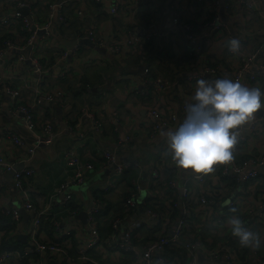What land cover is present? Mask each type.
I'll return each mask as SVG.
<instances>
[{"label":"built area","instance_id":"1","mask_svg":"<svg viewBox=\"0 0 264 264\" xmlns=\"http://www.w3.org/2000/svg\"><path fill=\"white\" fill-rule=\"evenodd\" d=\"M187 1L189 0H173L169 5L171 24L184 31L186 41L181 48L184 60L177 67V75L185 69L189 70L188 76L183 79L187 84L208 76L207 79L213 81L224 78L238 80L244 86L259 87L264 91V84L260 80L264 74V49L256 47L251 50L248 43L252 35L247 27L248 14L258 11L264 15V1L211 0L212 15L206 20L204 18L198 28L189 15L183 12ZM195 1L203 3L205 0ZM88 2L98 5L101 12L111 17L125 15V35L119 38L113 29L107 36L98 33L93 22L91 23V17L86 15ZM163 2L164 0H57L45 3L46 17L42 18L34 0H12L11 9L0 15V34H10L2 40L0 55L9 51H23L31 46V53L27 56L30 61L23 71L32 73L29 68L33 67L36 81L40 84L34 92L32 104L26 103L19 89L2 84L10 97L6 106L7 114L22 120L26 130L33 136V143L28 144L23 137L11 130L0 131V150L7 144L11 146L10 152L0 151V174L12 171V185L17 191V201H12L0 189V264H47L50 259L55 264H105L104 256L109 257L111 264H264V255H256V248L250 249L245 256L238 253L233 244L236 237L232 235L228 225V220L233 215H238L244 222L245 214H254L263 206L264 177L258 168L264 167V155L233 156L231 163L214 166L213 171L207 174H194L179 169L171 157L166 164H159L157 161L156 165L148 167L145 183L136 179L129 181L128 194L125 198L122 197L118 208L108 207L107 202L99 198L97 191H120L122 175L140 165L138 161L120 160L112 147H104L99 153L98 171L109 170V173L98 189L93 188L89 192L86 206L76 200L72 188L82 185L85 182V172L92 171L95 167L93 163L83 160L77 147L72 146L63 152L62 157L68 171L51 193L46 206L37 205L33 199V169L18 166L33 156L38 146L50 144L57 135L53 126V122L58 120L57 116L53 115L52 120L38 123L32 107L43 104L44 101H56L59 105L66 103L63 79L73 73L79 62H71L69 58L77 54L81 47H86L79 44L70 52L51 35L50 28L61 35L59 30L66 27V35L61 36L67 38L87 37L96 45L105 47L107 52L115 54L119 61L137 50L142 51L144 45L161 32L153 19L148 28L136 26L133 19L138 14V8L142 12H155ZM232 6L235 7L234 12L239 20L232 21L238 33H232L230 39L239 40L240 47L238 51L232 52L226 46L225 55L219 54L211 61L207 58V49L217 37L223 42V33L227 29L220 19L218 9L223 7V10L230 11ZM23 7H27V15L18 11ZM75 18L79 19V25L74 28L71 22ZM72 31L73 35L67 36ZM218 50L217 47L213 53ZM49 55L53 57L54 64L49 63ZM55 68L57 72H54ZM53 79L57 80L55 86L42 89L44 86L48 87ZM177 79L153 75L149 64L142 66V83L135 89V93L157 99L156 104L148 109L149 115L155 119L148 130L150 140H156V133L161 127H178L186 116L187 105L190 103L188 101L180 105L179 112L165 113L164 104L174 100L175 84L182 91V79ZM89 116L94 130L100 131V122ZM65 120L69 132L78 130L76 125ZM238 131V143L234 148L247 145L257 133L264 131V111ZM130 138V135H125L119 143L127 144ZM164 145L166 147H161L167 150L166 141ZM182 173L187 176L180 184L177 180ZM208 177L213 179L212 184H208ZM228 183H235L237 186L240 184V192L223 195L222 190L227 188ZM142 190L148 193L150 201L159 204L145 207L139 213L136 207L145 202L138 197ZM246 200L249 204L243 210L241 206ZM14 203L16 205H12ZM159 205H162V211L158 210ZM20 209L28 215L24 230L19 228L22 219ZM175 209H179V214L172 217ZM81 211L85 212L84 222L76 217ZM261 215L260 212L257 223L263 226L260 232L264 237V219ZM105 219L110 220L112 232L102 237L100 221ZM47 220L53 224L51 235L44 230L43 224ZM144 230L147 234L141 236ZM19 235H24L23 240L18 239ZM12 240H19L20 244H4ZM71 249L75 250L76 255L70 253ZM169 249L175 250L172 256ZM200 256L202 261H199Z\"/></svg>","mask_w":264,"mask_h":264},{"label":"crops","instance_id":"2","mask_svg":"<svg viewBox=\"0 0 264 264\" xmlns=\"http://www.w3.org/2000/svg\"><path fill=\"white\" fill-rule=\"evenodd\" d=\"M11 1L0 0V15L11 9ZM50 1L57 0H34L38 14L42 18L46 17L44 5ZM200 6H202V9H200ZM158 7V10L155 12H147L148 10L142 12L138 8V14L133 19L136 26L148 28L151 25L149 14H153L155 26L161 30L151 41L144 45L142 51L137 50V52L125 58L123 62L120 61L115 64L112 55H102L88 46L81 47L77 54L69 58L71 62L74 60H76V63L79 62L73 73L68 76V80L63 83V86L65 85L66 87V103L59 105L56 101L48 103L44 101L43 104L32 107L34 117L38 123L52 120L53 115L58 118V120L53 122L57 135L52 142L48 145L43 144L38 146L33 156L24 161V164L18 165L33 169L31 186L34 188L33 199L37 205L46 206L51 193L66 175L68 168L62 154L72 146L77 147V151L84 161L93 163L96 168L92 171H86L85 182L72 188L76 200L83 202L85 206L88 204L87 198L89 192L93 188L98 189L105 182L106 176L109 173V170L98 171L100 164L99 153H101L104 147L114 148L120 160L138 161L140 165L139 168H133L128 173L122 175L120 178V182L122 183L120 191H103L105 194L99 190L97 191L98 195L101 194L106 198L105 201L111 205L110 207L118 208L122 197L128 193V183L131 179L145 183L148 178L149 166L156 165L157 161L159 164H166L169 161L171 157L170 153L161 147H166L164 145L166 137L161 133L167 130H175L177 127L172 129L161 127L156 133V140L148 138V130L155 123V119L149 115L148 109L156 104L157 99L155 97L146 98L135 93V89L139 88L142 83V66L149 64L153 75L170 76L176 80H178L177 78L182 79V91L175 84L174 91L176 94L174 100L164 104L166 114L171 111L179 112L182 103L192 101V96L196 90V81L187 84L183 80L188 76L189 70L182 69L180 75H177L179 74L177 67H180L181 62L184 60L181 48L186 43L184 39L185 34L182 29H176L172 26L170 11H165L164 3ZM235 10L234 6H232L230 11L224 10V14L227 17L226 21L222 20L220 16V19L226 24L227 29L223 33V42L217 37L213 39L212 46L207 49V58L211 61L215 60V57L217 58L219 54L221 56L225 55L224 49L227 46V41L230 40L234 33L235 35L238 33L236 27L232 25L233 20H239V18L237 19L236 12H234ZM212 11L211 0H205L203 3L189 0L183 6V12L189 15L188 17L193 21L196 28L199 27L204 18L206 20L207 17L212 15ZM86 13V15L91 17V23L93 22L92 24H94L98 33L107 36L110 35L113 29L117 37L122 38L125 35V15L118 14L116 17H111L107 13L101 12L99 6L92 2L87 3ZM248 15L249 22L247 27L252 35L248 43L249 47L252 51L256 47L262 50L264 49V15L258 11ZM75 19L79 23V19ZM77 26V24L72 25L74 28ZM230 26H232V29ZM217 47L219 50L213 53ZM30 53V49H25L23 51H9L7 54L0 55V131L11 130L16 132L28 144L33 143V136L26 130L20 118H14L7 114L6 106L10 101V97L5 93L2 84L19 89L26 103H33L34 92L40 84L36 81L33 67L29 68L32 73H25L23 71L27 66V62L30 61L29 57L27 58ZM48 61L54 64V59L50 55ZM97 69L100 71L95 72ZM57 71V68H55L54 72ZM83 78L89 83V88H86V90H82L80 85ZM207 80L213 81L211 79ZM260 80L264 84V74ZM56 82L57 80L53 79L48 87L44 86L42 89H51V86H55ZM84 109L89 112L84 111ZM263 111L258 110L255 116L262 114ZM89 115L100 122V131L94 130ZM65 119L72 121V125H76L78 130L76 132H69L64 123ZM21 131H25L28 136L23 135ZM125 135L131 136L129 143L120 144L119 140ZM27 137H30L32 142H29ZM0 151L4 153L10 152L11 146L7 144ZM250 155H264V131L257 133L248 141L247 145L244 144L242 147L233 149V156L235 157ZM259 168L258 170L264 177V167H261L263 171ZM186 176V174L182 173V176L180 175L177 180L178 183H182ZM11 178L12 175L10 176L9 172L0 174V189L7 193L9 200L17 201V191L12 185ZM207 182L208 184H212L213 179L208 177ZM240 187V184L237 186L235 183H228L227 188L222 190V194L239 193ZM142 192H144L142 199L144 197L148 198L147 196L149 195L145 190H142L138 197H141ZM248 204L247 200L244 201L241 208L243 210L246 209ZM12 205H16V203ZM263 211L264 202L263 206L256 213L245 214L246 217L244 222H242L246 229L258 233L260 236L261 242L259 247L256 248L258 252L255 253L256 255H264V237L260 232L263 226L257 223V217L260 212L264 219ZM21 216L19 228L24 230L28 216H23L22 214ZM146 234L145 230L141 232V236H145ZM201 238L204 239L205 237ZM233 244L241 256L252 249L241 247L237 238L233 239ZM202 260L203 258L201 257ZM104 262L105 264H111L107 256H104Z\"/></svg>","mask_w":264,"mask_h":264},{"label":"clouds","instance_id":"3","mask_svg":"<svg viewBox=\"0 0 264 264\" xmlns=\"http://www.w3.org/2000/svg\"><path fill=\"white\" fill-rule=\"evenodd\" d=\"M227 47L236 52L240 42L230 39ZM258 110H264L261 88L247 87L228 78L200 79L183 122L175 130L161 134L166 137L167 151L177 168L207 174L214 166L231 163L238 130L253 120ZM228 225L241 247H259V234L246 229L238 215H233Z\"/></svg>","mask_w":264,"mask_h":264},{"label":"trees","instance_id":"4","mask_svg":"<svg viewBox=\"0 0 264 264\" xmlns=\"http://www.w3.org/2000/svg\"><path fill=\"white\" fill-rule=\"evenodd\" d=\"M70 12H71V10L69 11V13H70ZM72 24H73V25H74V24L79 25V23H77L76 19H74V20L71 22V25H72ZM66 29H67L66 27H64L63 29H60V30H59V33H60L61 35L65 34ZM71 33H72V32H71ZM65 35H66V34H65ZM71 35H72V34H67V36H71ZM8 36H10V34H7V33L3 34V33H1V34H0V42L2 43L3 38L8 37ZM115 64H117V63H115ZM67 80H68V77H65V78L63 79V83H65ZM80 85H81L82 90H86V88H89V83H88L87 81H85L84 78H83L82 81L80 82ZM64 89H66L65 85H64ZM65 93H66V91H65ZM68 123H71V124H72V121H69V120H68ZM127 194H128V193H127ZM127 194H126L123 198H125V197L127 196ZM98 196H99V198H101L103 201L106 200V198H104L101 194L98 195ZM150 200H151L150 198H144V201H145L144 204L138 205V206L136 207L137 211H138L139 213H142V212L144 211V208H145V207H154V205L159 204V203H157V202H155V201H150ZM107 206L110 207L111 205H109V204L107 203ZM159 206H160V207L158 208V210H159V211H160V210L162 211V210H163L162 205H159ZM72 207H73L72 204H70V208H72ZM178 214H179V209H175V210L173 211V213H172L171 216H172V217H175V216H177ZM0 220H1V219H0ZM43 226H44V230L48 233V235H51V231H52V229H53V224H52L49 220H47V221L44 222ZM100 231H101V236H102V237H106L107 235H110V233L112 232V228H111V226H110V220H109V219L102 220V222H100ZM17 242L20 244V241H19V240H12V241H10V242H8V243H4V244L7 245V246H9L10 244H16ZM168 251H169L170 256H172V255H173L172 252H174L175 250L169 249ZM70 253H71L72 255H76L74 249H71V250H70ZM246 254H247V253L245 252L244 254H242V256H245ZM54 262H55L54 260L50 259V260L47 261V264H55ZM120 264H123V263L121 262Z\"/></svg>","mask_w":264,"mask_h":264},{"label":"water","instance_id":"5","mask_svg":"<svg viewBox=\"0 0 264 264\" xmlns=\"http://www.w3.org/2000/svg\"><path fill=\"white\" fill-rule=\"evenodd\" d=\"M59 1V0H58ZM173 0H165L164 2V7H165V11L168 12L169 11V5L170 3L172 2ZM18 11L22 14V15H27L28 14V9L27 7H23V8H20L18 9ZM219 13H220V16H221V19L226 21L227 20V17L226 15L224 14V10H223V7H220L219 8ZM230 28L232 29V26H230ZM233 31V30H232ZM50 33L53 37H55L57 39V41L59 42L60 45L66 47L67 49L70 50V52L72 51V49L79 45V44H82V45H86L88 47H91L92 49L96 50L98 53L102 54V55H108V52L106 50L105 47L103 46H98L96 45L94 42H92L89 38L87 37H82V38H67V37H63L61 35L58 34L57 31H55L53 28H50ZM31 46H28L27 47V50L30 49ZM21 133L23 135H27V133L25 131H21ZM27 140L29 142H32V139L30 137H27ZM260 170L263 171V168H259ZM12 171L9 172V175L11 176L12 175ZM143 195H144V192H142V195L141 197H139V199H142L143 198ZM20 213L23 215V216H28L27 213L23 210V209H20L19 210ZM77 218L81 219L83 222L85 221V212L84 211H81L79 212L77 215H76ZM24 238V235H19V239L22 240ZM199 261H201V257H199Z\"/></svg>","mask_w":264,"mask_h":264},{"label":"rangeland","instance_id":"6","mask_svg":"<svg viewBox=\"0 0 264 264\" xmlns=\"http://www.w3.org/2000/svg\"><path fill=\"white\" fill-rule=\"evenodd\" d=\"M165 1V0H164ZM164 3V2H163ZM151 19H153V14L151 15V14H149V21H151ZM73 29V28H72ZM72 35H73V31H72ZM108 54L109 55H112V57H113V59H114V63H116V62H120V61H124V59L123 58H121L119 61L117 60V57H115V54H112V53H110V51H108ZM137 56V55H136ZM135 57V56H134ZM100 70L99 69H97V70H95V72H99ZM181 184V183H180ZM106 220V219H105Z\"/></svg>","mask_w":264,"mask_h":264}]
</instances>
